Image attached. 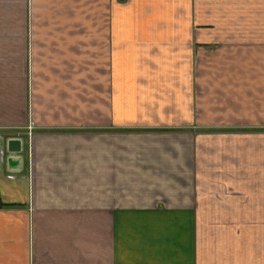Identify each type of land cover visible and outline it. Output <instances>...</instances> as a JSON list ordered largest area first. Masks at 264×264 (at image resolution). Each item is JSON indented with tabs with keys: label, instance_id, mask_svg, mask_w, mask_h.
<instances>
[{
	"label": "crops",
	"instance_id": "crops-1",
	"mask_svg": "<svg viewBox=\"0 0 264 264\" xmlns=\"http://www.w3.org/2000/svg\"><path fill=\"white\" fill-rule=\"evenodd\" d=\"M0 205V264H264V0H0Z\"/></svg>",
	"mask_w": 264,
	"mask_h": 264
},
{
	"label": "water",
	"instance_id": "water-1",
	"mask_svg": "<svg viewBox=\"0 0 264 264\" xmlns=\"http://www.w3.org/2000/svg\"><path fill=\"white\" fill-rule=\"evenodd\" d=\"M7 149L10 155L8 161L10 173L22 174L24 172L25 161V140L22 138H12L8 140Z\"/></svg>",
	"mask_w": 264,
	"mask_h": 264
},
{
	"label": "built area",
	"instance_id": "built-area-1",
	"mask_svg": "<svg viewBox=\"0 0 264 264\" xmlns=\"http://www.w3.org/2000/svg\"><path fill=\"white\" fill-rule=\"evenodd\" d=\"M0 209H1V205H0Z\"/></svg>",
	"mask_w": 264,
	"mask_h": 264
},
{
	"label": "rangeland",
	"instance_id": "rangeland-1",
	"mask_svg": "<svg viewBox=\"0 0 264 264\" xmlns=\"http://www.w3.org/2000/svg\"><path fill=\"white\" fill-rule=\"evenodd\" d=\"M200 63V62H199Z\"/></svg>",
	"mask_w": 264,
	"mask_h": 264
}]
</instances>
